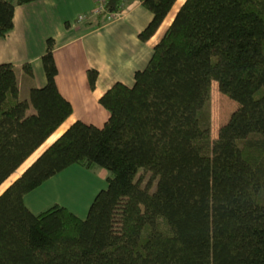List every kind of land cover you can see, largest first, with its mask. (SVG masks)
<instances>
[{"label":"trees","instance_id":"obj_1","mask_svg":"<svg viewBox=\"0 0 264 264\" xmlns=\"http://www.w3.org/2000/svg\"><path fill=\"white\" fill-rule=\"evenodd\" d=\"M37 1L0 0V38ZM128 1L108 0L86 26ZM133 1L153 15L145 42L179 2ZM171 20L134 85L100 99L105 126L70 125L0 194V264H264V0H186ZM53 50L50 39L46 85L26 98L18 69L0 63V187L73 114ZM213 83L239 105L215 139ZM74 165L109 172L87 217L58 204L33 213L26 196Z\"/></svg>","mask_w":264,"mask_h":264},{"label":"crops","instance_id":"obj_2","mask_svg":"<svg viewBox=\"0 0 264 264\" xmlns=\"http://www.w3.org/2000/svg\"><path fill=\"white\" fill-rule=\"evenodd\" d=\"M95 8L93 0H40L19 6L14 29L0 38V63H11L18 69L22 98H26L32 88L46 85L42 58L47 52L48 40H54L57 85L73 107V114L66 122L68 127L78 121L97 128L105 126L110 114L100 104V99L117 83L134 85L136 73L147 67L155 44L171 22L166 20L156 35L145 42L140 35L153 15L140 2L128 1L119 19L88 28V21L78 19L93 13ZM25 65L31 66L32 76L22 70ZM92 70L98 73L95 87L89 77ZM72 168L85 172L78 165ZM32 194L26 196L25 202L37 214L42 195L35 193L36 201L32 199L31 203Z\"/></svg>","mask_w":264,"mask_h":264},{"label":"rangeland","instance_id":"obj_3","mask_svg":"<svg viewBox=\"0 0 264 264\" xmlns=\"http://www.w3.org/2000/svg\"><path fill=\"white\" fill-rule=\"evenodd\" d=\"M183 4V0L179 1L173 13ZM172 15L167 22L171 21ZM83 15H81L82 17ZM217 83L212 86L211 112H212V137L217 138L221 127L226 125L239 105L227 96L223 95L218 88ZM66 129L63 126L60 131ZM57 135V134H56ZM52 141L47 143L36 152L4 185L0 187L2 194L35 160L43 154L44 151L51 145ZM79 167V166H78ZM85 169V168H84ZM92 173V174H87ZM94 176H89L93 175ZM109 175L108 170L97 168L96 171L85 169V172H79L71 167L65 169L62 173L47 181L42 187L33 192L30 197L35 200V193L42 195L39 198V205L36 210L37 214L47 210L48 208L58 204L78 215L80 218H86L89 207L92 204L94 195L106 187V178ZM44 198V201L40 200ZM36 201V200H35Z\"/></svg>","mask_w":264,"mask_h":264},{"label":"built area","instance_id":"obj_4","mask_svg":"<svg viewBox=\"0 0 264 264\" xmlns=\"http://www.w3.org/2000/svg\"><path fill=\"white\" fill-rule=\"evenodd\" d=\"M95 5H96V8L95 10L93 11V15H98L100 13H103L106 11V6H107V3H108V0H93ZM122 13H114V14H110L109 17H108V23L109 22H112L114 20H117L121 17ZM89 17L87 15H83L82 17L80 16L79 17V21L80 22H84L88 19Z\"/></svg>","mask_w":264,"mask_h":264},{"label":"bare ground","instance_id":"obj_5","mask_svg":"<svg viewBox=\"0 0 264 264\" xmlns=\"http://www.w3.org/2000/svg\"><path fill=\"white\" fill-rule=\"evenodd\" d=\"M180 1V0H179ZM182 1V0H181ZM186 0H183V3L185 2ZM172 21V20H171ZM63 126H66V128L68 127L67 126V124H64ZM62 126V127H63ZM61 127V128H62ZM66 129H64V130H62V131H59L58 133H56L54 136H52L48 141H52L51 142V144L53 143V142H55L61 135H62V133H64V131H65Z\"/></svg>","mask_w":264,"mask_h":264},{"label":"water","instance_id":"obj_6","mask_svg":"<svg viewBox=\"0 0 264 264\" xmlns=\"http://www.w3.org/2000/svg\"><path fill=\"white\" fill-rule=\"evenodd\" d=\"M64 132H65V131H64ZM62 134H63V133H62ZM41 154H42V153H41ZM38 158H39V157H38ZM38 158H37V159H38ZM37 159H36V160H37ZM36 160H35V161H36ZM33 163H34V162H33ZM31 165H32V164H31ZM31 165H30V166H31ZM30 166H29V167H30ZM29 167H28V168H29ZM28 168H27V169H28ZM27 169H26V170H27ZM26 170H25V171H26ZM25 171H24V172H25ZM24 172H23L22 174H24ZM21 176H22V175H21ZM17 179H18V178H17ZM8 188H9V187H8Z\"/></svg>","mask_w":264,"mask_h":264}]
</instances>
